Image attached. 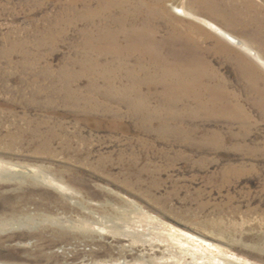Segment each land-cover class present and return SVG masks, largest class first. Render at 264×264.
I'll return each instance as SVG.
<instances>
[{
    "label": "rangeland",
    "instance_id": "rangeland-1",
    "mask_svg": "<svg viewBox=\"0 0 264 264\" xmlns=\"http://www.w3.org/2000/svg\"><path fill=\"white\" fill-rule=\"evenodd\" d=\"M71 2L0 0V264H142L137 258L149 247L107 227L112 208L130 209L124 200L176 231L198 230L223 250L264 264V108L240 58L251 60L197 21L229 32L264 59V0H161L165 20L198 41L206 58L202 83L240 109L222 104L209 113L187 100L186 111L175 110L184 112L180 138L160 135L156 122L144 128L142 115L123 104L110 106L119 113L112 121L109 113H81L64 101L60 72L80 71L82 54L83 0ZM256 70L262 79L254 86L264 88ZM121 77L119 89L126 86ZM87 83L80 77L70 85ZM160 90L142 89L154 96L152 112ZM133 216L130 231L146 227Z\"/></svg>",
    "mask_w": 264,
    "mask_h": 264
},
{
    "label": "bare ground",
    "instance_id": "bare-ground-1",
    "mask_svg": "<svg viewBox=\"0 0 264 264\" xmlns=\"http://www.w3.org/2000/svg\"><path fill=\"white\" fill-rule=\"evenodd\" d=\"M76 2L77 0H72L71 3L75 5ZM173 9L179 8L173 6ZM181 13L183 14V10ZM166 15L162 10L161 0H83L82 10L78 14V21L83 25L80 29V71L65 75V72L60 70V81L65 88L64 101L79 108L81 113H109L112 121L117 120L119 113L110 106L115 102L123 104L130 115H142L144 128L156 122L155 130L160 135H173L178 138L182 137L185 131L181 119L184 112L175 113V110L179 106H183L184 110L187 100H193L199 109L209 113L218 111L222 104L229 112L240 110L220 88L202 83V78L207 73L204 67L206 58L198 41L172 27L171 22L165 20ZM185 17L195 20L198 18L194 15ZM197 21L207 29L213 30L228 44L243 50L248 56L251 61L241 56V67L250 74L248 86L253 87L257 94L256 105L264 108V88L254 86L262 79L256 70L257 67L262 70L259 64L264 67L261 54L213 23L207 20L204 23L201 19ZM161 26H168V33L159 39ZM262 72L264 73V69ZM121 75H124L126 85L123 89L116 87V83L122 82ZM80 77L88 79L87 86L72 88L70 82H78ZM155 79L157 83L153 81ZM101 81L103 86L99 84ZM144 87L161 89L155 95L160 105L156 106L153 112L149 99L154 96L151 92L149 95L143 93ZM204 95L209 98V104ZM244 115L242 114L243 118ZM31 175L43 177L52 183L48 176L34 171ZM124 202L130 209L112 208L110 212L114 215L106 219L107 223H110L107 227L122 231L131 240L141 241L145 248L149 247L148 254L137 258L142 264H254L223 250L224 248L214 243L210 236L198 230L184 227L179 228L178 232L175 225L161 217L144 211L133 202ZM89 205L93 206L91 203ZM94 206L98 210H109L103 204L97 203ZM132 215L140 216V221L145 222L146 227L141 231H130L132 222H135ZM99 224L102 227L98 228L104 229L105 226ZM90 225L91 223L89 227ZM213 250L219 254H215Z\"/></svg>",
    "mask_w": 264,
    "mask_h": 264
}]
</instances>
